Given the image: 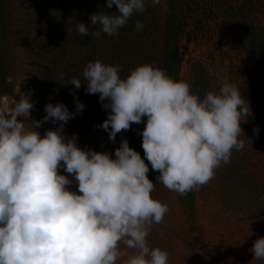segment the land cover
Returning a JSON list of instances; mask_svg holds the SVG:
<instances>
[{"label": "clouds", "instance_id": "obj_1", "mask_svg": "<svg viewBox=\"0 0 264 264\" xmlns=\"http://www.w3.org/2000/svg\"><path fill=\"white\" fill-rule=\"evenodd\" d=\"M160 2L152 0V5ZM113 5L116 12L91 15L90 26L100 25L91 35L85 23L72 17L67 23L82 37L100 39L101 33L118 35L135 13L146 10V0H107V8ZM143 27L137 21L134 30ZM120 71L119 64L100 60L83 70L86 93L99 94L108 112L96 127L114 143L118 133L146 118L138 133L144 157L168 190L185 195L207 184L222 163L230 162L233 150L249 142L240 139L249 103L227 80L218 94L209 91L201 98L187 82L173 80L154 64L137 66L125 78ZM69 84L80 89L82 81L72 78ZM15 93L19 102L0 98V264H168L167 252L151 248L147 240L152 225L163 223L168 206L151 197L155 184L145 159L127 139L112 158L108 152L81 149L76 134L66 137L65 125L85 107L78 99L75 113L63 103H48L46 115L36 121L30 119V95L20 86ZM48 121L59 126L42 137L36 129ZM74 183L77 191L70 190ZM253 245V260H264V238Z\"/></svg>", "mask_w": 264, "mask_h": 264}, {"label": "rangeland", "instance_id": "obj_2", "mask_svg": "<svg viewBox=\"0 0 264 264\" xmlns=\"http://www.w3.org/2000/svg\"><path fill=\"white\" fill-rule=\"evenodd\" d=\"M190 3L193 17L187 15L191 13L189 3L178 2L174 11L171 0H161L156 6L146 0V10L135 13L118 35L101 33L100 39H94L82 37L67 21L72 17L85 23L90 35L99 31L100 25L90 26L91 15L117 11L115 5L107 8V0H0V61L10 65L9 73H0V98L12 96L19 102L15 92L20 86V92L30 95L34 104L30 119L36 121L46 115L48 103H63L75 113L74 99H78L85 107L67 122L63 134H76L81 149L108 152L115 158V149L127 139L149 167L148 178L155 184L151 197L168 206L163 223L153 224L147 237L151 248L167 252L168 264H264V260H253L250 251L261 238L264 224V58L256 59L246 48L240 26L247 22L264 30V0ZM199 19L202 21L197 22ZM137 21L144 25L140 31L134 30ZM175 51L182 57L181 65L167 72L165 65ZM96 60L119 64L121 78L137 66L154 64L173 80L187 82L191 92L197 89L194 94L201 98L209 91L218 94L227 80L249 103L250 112L241 119L244 135L240 136L249 142L245 140L243 150H233L230 162L222 163L207 184L193 189L192 196L182 201L179 193L156 180L159 173L144 157L138 133L144 130L146 118L118 133L114 143L108 132L96 127L107 119L108 112L99 102V94L86 93L83 83L84 68ZM72 78L82 81L80 89L69 84ZM61 89L75 92V97L72 93L65 100ZM25 124L32 127L31 121ZM58 126L48 121L36 130L43 137L46 130ZM257 128L258 134L254 132ZM60 174L68 175L63 169ZM70 190L77 191V185Z\"/></svg>", "mask_w": 264, "mask_h": 264}, {"label": "trees", "instance_id": "obj_3", "mask_svg": "<svg viewBox=\"0 0 264 264\" xmlns=\"http://www.w3.org/2000/svg\"><path fill=\"white\" fill-rule=\"evenodd\" d=\"M172 1V4L170 5V7L176 11V9L179 7V4L178 2L182 4H186V3H189V7H188V10H190L191 13L187 14L188 17L192 16L193 17V7L191 5V0H171ZM190 1V2H189ZM175 6H178V7H175ZM192 7V9H191ZM170 17H174V15H170ZM202 20L199 19L197 22H201ZM241 28H243L244 32L241 31V35L244 36V41H245V45H246V48L250 50V52L255 56L256 59L260 60L261 58H264V30H256V28L250 24V23H245L244 25H240ZM4 52H1V54L3 55ZM4 59V55L2 57ZM171 61L169 62V64L165 65V71L168 72L171 71L172 68L175 69V67H173L174 65H176V69L181 65V62H182V57L180 55V53L177 51L173 52L172 53V59H170ZM9 69H10V65H8V63L6 64H3L2 63V60L0 61V73L2 72H7L9 73ZM4 76V79L3 81L6 80V75H3ZM11 90V86L9 87V89H7V91L10 92ZM62 90V94L64 93V89H61ZM67 90V89H66ZM193 94L198 92L197 89H195V91H192ZM73 92L70 91V90H67V92L65 91L64 93V98L65 100L68 101V98L70 97V94H72ZM37 99L38 101H41V97L39 95H37ZM78 123H76V126H77ZM80 124V122H79ZM80 127V125H79ZM74 130V129H73ZM72 132V131H71ZM264 167V165H263ZM261 167V169L263 168ZM263 170V169H262ZM264 172V171H263ZM262 176V182L264 180V175H261ZM193 191V190H192ZM187 192L185 195H181V199L182 201H185L187 200V198H189V196L191 195V192ZM192 196V195H191ZM261 235V238H264V224L261 226L260 228V233Z\"/></svg>", "mask_w": 264, "mask_h": 264}]
</instances>
